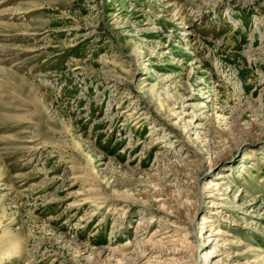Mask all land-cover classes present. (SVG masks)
<instances>
[{"label": "rangeland", "instance_id": "rangeland-1", "mask_svg": "<svg viewBox=\"0 0 264 264\" xmlns=\"http://www.w3.org/2000/svg\"><path fill=\"white\" fill-rule=\"evenodd\" d=\"M0 264H264V0H0Z\"/></svg>", "mask_w": 264, "mask_h": 264}, {"label": "bare ground", "instance_id": "bare-ground-1", "mask_svg": "<svg viewBox=\"0 0 264 264\" xmlns=\"http://www.w3.org/2000/svg\"><path fill=\"white\" fill-rule=\"evenodd\" d=\"M220 178H222V179H223V176H221ZM226 184H228V185H229V186H228V188H227V187H226V188H227V189H228V191L230 192V189H231V188H232V186H234V185H233V184H232L230 181H228V180H227V183H226ZM234 187H235V186H234ZM226 188H225V189H226ZM224 191H225V190H224ZM206 222H208V221H202V222H201V225H202V224H205ZM202 226H205V225H202ZM144 227H145V226H144ZM155 235H156V234H154V233H153V236H155ZM135 237L137 238V236H136V235H135ZM197 242H198V244L200 243V241H199V240H198ZM129 244H131V243H128V245H129Z\"/></svg>", "mask_w": 264, "mask_h": 264}]
</instances>
